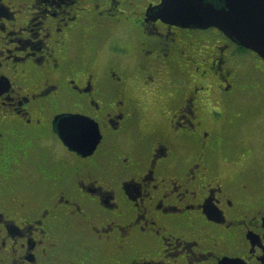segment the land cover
I'll return each instance as SVG.
<instances>
[{"label": "flooded vegetation", "instance_id": "flooded-vegetation-1", "mask_svg": "<svg viewBox=\"0 0 264 264\" xmlns=\"http://www.w3.org/2000/svg\"><path fill=\"white\" fill-rule=\"evenodd\" d=\"M161 1L0 0V264H264V58Z\"/></svg>", "mask_w": 264, "mask_h": 264}, {"label": "water", "instance_id": "water-1", "mask_svg": "<svg viewBox=\"0 0 264 264\" xmlns=\"http://www.w3.org/2000/svg\"><path fill=\"white\" fill-rule=\"evenodd\" d=\"M148 15L185 27H215L264 58V0H162ZM55 122L58 136L69 149L83 156L96 149L99 130L88 118L64 114Z\"/></svg>", "mask_w": 264, "mask_h": 264}, {"label": "rangeland", "instance_id": "rangeland-1", "mask_svg": "<svg viewBox=\"0 0 264 264\" xmlns=\"http://www.w3.org/2000/svg\"><path fill=\"white\" fill-rule=\"evenodd\" d=\"M248 110H252V108ZM247 114H249L250 117H247L248 119H245L240 128L236 129V136L243 140L242 144L245 145V147L250 145L257 149H264V131L261 126V121L257 119L256 113L249 112ZM260 163L261 156L259 153L256 156L255 162L251 165L249 164V167L246 166L243 173L250 180H259L261 183H264V162L261 163V166H258ZM235 172L242 174L241 170Z\"/></svg>", "mask_w": 264, "mask_h": 264}]
</instances>
